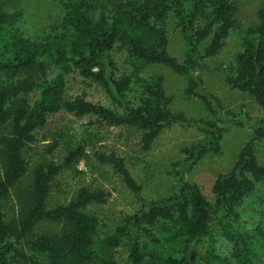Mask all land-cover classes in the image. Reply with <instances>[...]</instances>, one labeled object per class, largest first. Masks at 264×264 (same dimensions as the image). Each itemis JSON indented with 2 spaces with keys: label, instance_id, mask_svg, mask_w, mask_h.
Segmentation results:
<instances>
[{
  "label": "trees",
  "instance_id": "obj_1",
  "mask_svg": "<svg viewBox=\"0 0 264 264\" xmlns=\"http://www.w3.org/2000/svg\"><path fill=\"white\" fill-rule=\"evenodd\" d=\"M51 1L62 10L59 24L33 39L18 27L22 14L12 11L8 0H0V264H263L264 228H246L243 221L246 208L264 213V164L256 157V145L264 140V119L252 124V137L233 168L215 180L211 201L185 172L217 148L222 129L174 113L164 78L149 80L142 72L153 65L169 68L186 78L188 96L219 113L216 98L203 92L197 69L223 51L233 28L235 0ZM259 17L226 82L264 109V9ZM169 25L185 40L183 62L170 54ZM69 77L101 88L115 109L83 98L66 99ZM61 112L138 129L145 150L176 124L196 127L213 141L186 148L185 158L173 163L179 178L176 191L144 202L140 211L104 234L99 220L86 213L107 201L104 191L83 188L70 203L48 204L51 183L61 173L76 170L86 156L84 148L68 151L61 163L39 165L29 187L20 188L29 168L28 145ZM101 160L142 199L143 187L124 158L109 155ZM11 191H19L21 201L16 218H7L4 211ZM44 224L51 229L36 233ZM220 239L231 247L228 255L220 253Z\"/></svg>",
  "mask_w": 264,
  "mask_h": 264
},
{
  "label": "rangeland",
  "instance_id": "obj_2",
  "mask_svg": "<svg viewBox=\"0 0 264 264\" xmlns=\"http://www.w3.org/2000/svg\"><path fill=\"white\" fill-rule=\"evenodd\" d=\"M11 10L22 14L18 27L25 36L38 39L51 33L59 24L62 14L59 5L51 0H8ZM264 9V0H235L232 16L233 28L225 41L223 51L214 58L200 62L197 69L204 93L213 95L219 105V113L211 112L197 98L186 94L187 80L169 68L153 65L142 72L147 79L164 78V89L171 99V110L184 114L188 120L197 123H212L222 129V138L215 149L204 155L200 161L185 172V178L198 184L204 195L213 201L212 188L217 177L230 171L240 151L250 141L252 124L264 119V109L246 93L232 89L226 82L230 68L242 48L249 29L260 23L259 12ZM170 54L183 62L187 46L180 31L169 25ZM35 98V94L31 95ZM83 98L94 104L115 109L104 91L96 85L69 77L66 99ZM212 135L196 127L181 124L163 131L150 150H145L142 132L138 129L110 126L95 116L76 117L67 112L52 115L47 125L38 130L36 141L28 145L26 158L29 168L20 188L25 191L31 183L34 169L48 162L61 163L66 153L77 147L85 149L86 156L78 163L76 170L61 173L51 183L49 206L70 203L78 192L87 188L107 193V201L90 206L86 213L99 220L102 233L113 232L128 215L143 208L144 202L160 200L171 195L178 188V177L173 163L185 158L184 150L196 144L209 145ZM58 143L54 151H50ZM116 155L126 160L127 167L143 187L139 199L126 185L113 166L102 161V156ZM256 157L264 164V140L256 145ZM3 163L0 158V176ZM7 218H16L20 212L19 191H11L4 200ZM256 210H259L257 212ZM246 208L244 227L264 228L263 209ZM52 226L44 224L36 233L47 232ZM220 253L228 255L231 247L222 239L218 244ZM120 251L119 254H121ZM264 264V263H263Z\"/></svg>",
  "mask_w": 264,
  "mask_h": 264
}]
</instances>
